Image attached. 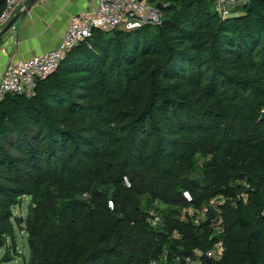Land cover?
<instances>
[{
	"label": "trees",
	"instance_id": "obj_1",
	"mask_svg": "<svg viewBox=\"0 0 264 264\" xmlns=\"http://www.w3.org/2000/svg\"><path fill=\"white\" fill-rule=\"evenodd\" d=\"M157 1L159 24L94 31L0 101L7 255L20 228L27 264H185L220 216L223 254L203 264H264V0L224 19L214 0Z\"/></svg>",
	"mask_w": 264,
	"mask_h": 264
},
{
	"label": "built area",
	"instance_id": "obj_2",
	"mask_svg": "<svg viewBox=\"0 0 264 264\" xmlns=\"http://www.w3.org/2000/svg\"><path fill=\"white\" fill-rule=\"evenodd\" d=\"M243 1L245 0H214L215 11L224 19L231 14V8ZM88 2L86 9L69 16L65 30L56 46L10 63L4 68L0 75V101L10 93L32 95L36 81L46 78L55 71L66 53L91 37L94 31L132 30L144 23L159 24L161 21L160 10L147 0H88ZM24 10L23 0H3L0 28H3L15 13ZM124 182L130 186L126 177ZM182 195L187 202L192 201L188 190H183ZM213 200H210V203L215 205L216 202L213 203ZM206 211V207L195 210L193 206L188 205L182 210L181 218L189 216L193 218L194 224H199ZM260 213L264 216V207ZM148 220L156 225L161 221V216L150 211ZM221 221L220 216L211 219L210 224L219 235L212 247L207 250L195 248L192 255L184 257L185 264H203L204 260L209 262V260L221 258L223 254ZM176 259L179 260L178 257ZM148 264H156V261H150Z\"/></svg>",
	"mask_w": 264,
	"mask_h": 264
},
{
	"label": "crops",
	"instance_id": "obj_3",
	"mask_svg": "<svg viewBox=\"0 0 264 264\" xmlns=\"http://www.w3.org/2000/svg\"><path fill=\"white\" fill-rule=\"evenodd\" d=\"M88 5V0H35L0 37V75L8 64L56 46L69 16ZM2 8L0 0V13Z\"/></svg>",
	"mask_w": 264,
	"mask_h": 264
},
{
	"label": "rangeland",
	"instance_id": "obj_4",
	"mask_svg": "<svg viewBox=\"0 0 264 264\" xmlns=\"http://www.w3.org/2000/svg\"><path fill=\"white\" fill-rule=\"evenodd\" d=\"M238 6L239 5L231 8V11H236L237 14H241L238 9ZM213 9L215 10V2L213 3ZM220 201L223 202L224 199L221 198ZM214 202L217 201L213 200V203ZM28 203H29V199L24 197L20 203H18L13 207V214L15 216H20L24 218L26 216ZM22 225L24 226V223ZM11 245L12 244L8 246L9 248L8 255L6 254L4 248L0 249V264H27L29 260V247L27 244V235L24 229L16 228L15 243L14 246Z\"/></svg>",
	"mask_w": 264,
	"mask_h": 264
},
{
	"label": "water",
	"instance_id": "obj_5",
	"mask_svg": "<svg viewBox=\"0 0 264 264\" xmlns=\"http://www.w3.org/2000/svg\"><path fill=\"white\" fill-rule=\"evenodd\" d=\"M34 1L35 0H24L23 5L25 6V10L30 5H32ZM147 2L150 3V4H153L154 7L156 9H158V10H160L162 8V6H163L157 0H147ZM21 13H23V12H17L9 19V21L6 23V25L0 30V37H2L9 30V28L14 24V22L21 15ZM259 120H264V110H262V112L260 114V117H259Z\"/></svg>",
	"mask_w": 264,
	"mask_h": 264
}]
</instances>
